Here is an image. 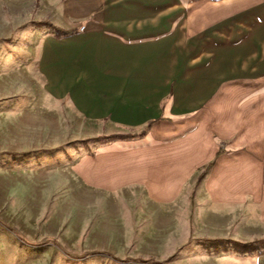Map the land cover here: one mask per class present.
I'll use <instances>...</instances> for the list:
<instances>
[{
    "label": "crops",
    "instance_id": "0c3cea01",
    "mask_svg": "<svg viewBox=\"0 0 264 264\" xmlns=\"http://www.w3.org/2000/svg\"><path fill=\"white\" fill-rule=\"evenodd\" d=\"M82 3L93 15L83 30H56L68 42L60 49L64 65L54 70L56 78L60 70L63 74L54 84L69 85L64 77L73 72L72 98L83 114L110 118V124L154 122L152 126L168 129L155 134L152 127L149 132L163 140L105 147L78 157L75 168L80 178L104 189L142 183L153 201L168 203L171 209L183 197L186 230L211 239L187 244V232L178 245H184L179 253L182 264H264V251L233 247L241 240L264 237V61L257 59L264 57V46L258 49L254 43L242 49V43L252 40L251 27L264 23V18L247 9L237 15L235 10L228 20L218 14L214 22L222 25L217 37L209 36L196 57L186 46L188 59L178 70L166 67L173 62L169 56L181 49L177 42L187 38L185 30L177 29L176 14L169 16L176 1L165 6L168 15L159 8L149 15L158 18L151 22L138 10L145 5L142 0ZM171 24L174 28L167 30ZM219 37L224 40L213 41ZM168 96L165 113L180 119L160 117L161 102ZM218 139L228 148L215 157ZM211 160L195 186L192 203L194 178ZM161 222L170 230L177 224L172 219Z\"/></svg>",
    "mask_w": 264,
    "mask_h": 264
},
{
    "label": "rangeland",
    "instance_id": "374dc122",
    "mask_svg": "<svg viewBox=\"0 0 264 264\" xmlns=\"http://www.w3.org/2000/svg\"><path fill=\"white\" fill-rule=\"evenodd\" d=\"M142 1L145 5L138 10L147 14L148 22L158 20L149 16L158 8L167 10L164 14L168 15L165 6L178 3L169 16L176 14L177 29L185 30L187 38L180 37L184 40L176 46L181 49H176V54L169 56L173 62L166 64L178 70L188 59L186 46L196 57L198 48L210 41L207 38L216 36L222 25L214 22L219 16L228 20L235 10L237 15L247 9L264 18V0ZM82 2L0 0V264H182L179 253L184 245H178L187 232V244L211 239L186 230L183 197H178L171 209L168 203L153 201L142 183L98 188L84 182L75 168L82 155L105 147L150 144L163 140L150 136L152 127L155 134L168 129L152 126L154 122L144 126L110 124V118L83 114L72 98L73 72L64 77L71 84H54L63 74L60 70L56 78L54 70L64 65L65 54L60 49L68 42L56 28L81 32L86 19L93 16ZM251 30L252 40L242 43L244 50L254 43L258 49L264 46V23ZM223 40L213 38L214 42ZM257 59L264 61L261 56ZM169 100L170 96L163 98L160 117L180 119L165 113ZM227 148L218 139L215 157ZM212 162L194 178L192 203L195 186ZM168 219L176 220L173 230L161 222ZM191 219L192 210L188 226ZM262 238L230 246L241 252L249 248L262 252Z\"/></svg>",
    "mask_w": 264,
    "mask_h": 264
},
{
    "label": "trees",
    "instance_id": "16d2710c",
    "mask_svg": "<svg viewBox=\"0 0 264 264\" xmlns=\"http://www.w3.org/2000/svg\"><path fill=\"white\" fill-rule=\"evenodd\" d=\"M56 30H60L59 28H56ZM219 153V151L217 152V154ZM261 240H264V238H262Z\"/></svg>",
    "mask_w": 264,
    "mask_h": 264
}]
</instances>
